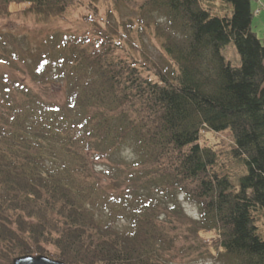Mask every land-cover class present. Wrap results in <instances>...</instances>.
Listing matches in <instances>:
<instances>
[{
    "label": "trees",
    "instance_id": "trees-1",
    "mask_svg": "<svg viewBox=\"0 0 264 264\" xmlns=\"http://www.w3.org/2000/svg\"><path fill=\"white\" fill-rule=\"evenodd\" d=\"M220 1L229 16L200 0H0V18L19 6L36 19L122 3L172 31L162 44L170 70L95 26L47 34L31 53L0 45V264H171L205 254L208 233L223 264H264L254 218L264 211V42L252 0ZM231 42L237 67L221 54ZM55 85L62 101L40 97ZM205 131L218 139L207 145ZM225 143L247 169L237 189L214 169ZM125 147L132 158L120 157Z\"/></svg>",
    "mask_w": 264,
    "mask_h": 264
},
{
    "label": "rangeland",
    "instance_id": "rangeland-1",
    "mask_svg": "<svg viewBox=\"0 0 264 264\" xmlns=\"http://www.w3.org/2000/svg\"><path fill=\"white\" fill-rule=\"evenodd\" d=\"M259 1L254 0L251 4L254 12L251 29L264 42V8H260L258 14H255ZM200 2L213 16L230 15L231 5L229 3L220 0H200ZM262 2L264 4V0ZM85 4L73 8L63 17L45 19H36L28 14L23 16L21 15L22 12L20 13L22 7L13 6L11 16L0 18V45L6 47L7 53L11 52L12 44L31 53L47 34L87 35L86 33H89L95 26L116 33L117 36L125 39L127 41L125 52L136 57L138 61H148L162 69L170 70L172 63L167 58L162 44L166 41L167 36L172 34V31L160 15L150 11L139 13L128 9L122 3L115 6L105 5L94 15L87 10ZM221 54L232 66H239V56L232 42L221 50ZM65 93V88L60 85L39 90L40 97L49 102L62 101ZM202 136H204L207 145H211L218 139L209 131H205ZM221 139H224V137ZM225 142L229 141L226 140ZM229 148L226 143L216 148L219 155L214 169L219 176L226 175L233 188L237 189L238 180L247 173V169L243 161L231 158L228 152ZM121 152V158L130 159L131 155L129 153L131 150L129 147H125ZM92 160L97 169L106 166L105 162L94 158V156ZM179 200L182 213L192 220L195 219V216H197L195 205L183 201L182 198ZM254 218L258 232L264 235V211L258 210ZM200 237L205 243V254L201 257H198L197 254L189 258L177 257L171 264H223V259L218 255V247L214 246L213 233L202 234ZM191 241L190 239L188 242ZM47 250L51 254L55 253L52 248Z\"/></svg>",
    "mask_w": 264,
    "mask_h": 264
},
{
    "label": "water",
    "instance_id": "water-1",
    "mask_svg": "<svg viewBox=\"0 0 264 264\" xmlns=\"http://www.w3.org/2000/svg\"><path fill=\"white\" fill-rule=\"evenodd\" d=\"M10 264H65L45 256H22L12 260Z\"/></svg>",
    "mask_w": 264,
    "mask_h": 264
},
{
    "label": "crops",
    "instance_id": "crops-1",
    "mask_svg": "<svg viewBox=\"0 0 264 264\" xmlns=\"http://www.w3.org/2000/svg\"><path fill=\"white\" fill-rule=\"evenodd\" d=\"M262 1H263V0H260V1L258 2V8L256 9V11L259 10L260 8H264V4H263Z\"/></svg>",
    "mask_w": 264,
    "mask_h": 264
}]
</instances>
